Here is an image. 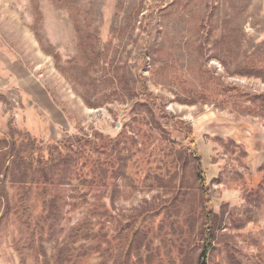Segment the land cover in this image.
<instances>
[{"label": "rangeland", "instance_id": "1", "mask_svg": "<svg viewBox=\"0 0 264 264\" xmlns=\"http://www.w3.org/2000/svg\"><path fill=\"white\" fill-rule=\"evenodd\" d=\"M120 133L156 161L133 157L88 236L68 238L92 195L48 230L35 184L19 206L6 176L0 264H59L61 249L76 255L68 264H123V235L139 227L150 249L133 246L127 264H195L199 249L181 262L158 237L174 197L181 221L199 211L192 163L171 181L162 173L160 187L144 180L170 148L199 158L206 207L221 219L207 264H264V0H0V140L30 138L24 156L48 159L68 138Z\"/></svg>", "mask_w": 264, "mask_h": 264}, {"label": "trees", "instance_id": "2", "mask_svg": "<svg viewBox=\"0 0 264 264\" xmlns=\"http://www.w3.org/2000/svg\"><path fill=\"white\" fill-rule=\"evenodd\" d=\"M9 138V141L0 140V144H4V147L0 148V211L13 209L5 182L8 174L12 176L8 183L11 187L15 186L17 190L19 189L16 201L19 206L24 204L27 190L35 184V190L44 212L37 221H39L38 224L47 226L48 230H55L65 206H69L71 210L75 209L86 204L88 196L92 195L94 198L89 204V210L74 225L68 235L69 239L79 234L90 235L87 229L90 216L96 215L100 209L103 210L102 214H105L102 198L106 191H108L110 201L114 202L118 180L127 176V170L132 165L134 156L139 163L156 161L155 152L146 151L142 142L137 144L133 138L124 133H120L115 138L97 134L92 137L68 138L64 144L52 150L53 154L48 159L40 154L33 159L32 152L27 157L24 156V152L32 148L30 138L24 145L18 146L11 136ZM157 154H162V151L161 153L158 151ZM163 154L166 158L159 160L158 172L152 177L145 176L144 180L154 182L156 187H160L164 181L162 173L171 181L177 177L178 172H184L188 162H191L193 177L198 184L195 186L197 190L195 196L200 195L201 204L199 211L189 210L184 213L182 221L175 217L180 209L177 208L176 203L178 197H174L169 204H163V210L167 211L160 221L158 237L162 241L170 240L181 262H183V255L199 249L195 264H207V254L213 249V244L217 240L216 230L221 226V219L206 207L207 201L202 191L204 177L200 170L199 158L194 157L185 148H170ZM8 159L10 167L7 166ZM67 188L71 189L69 194ZM180 188L184 189V187ZM187 189L191 190V188ZM155 210L162 209L158 206ZM123 236L120 255L124 261L123 264H127V254L133 246L136 249L141 246L147 250L150 249V240L147 237V231L143 228H136L131 236L127 237V232ZM92 237L97 238L94 234ZM194 240L199 241L201 245L196 248L191 247L190 244ZM61 251L63 249L57 254L59 264H68L76 256L73 252L62 255Z\"/></svg>", "mask_w": 264, "mask_h": 264}]
</instances>
